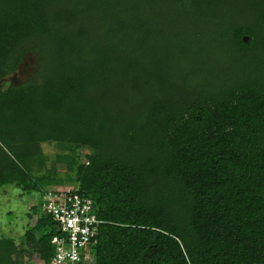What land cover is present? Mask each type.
Listing matches in <instances>:
<instances>
[{
  "label": "trees",
  "instance_id": "obj_1",
  "mask_svg": "<svg viewBox=\"0 0 264 264\" xmlns=\"http://www.w3.org/2000/svg\"><path fill=\"white\" fill-rule=\"evenodd\" d=\"M181 19L214 42L179 43ZM28 55L0 88V188L42 197L55 143L104 222L90 264H264V0H0V81ZM30 209L0 264L53 258Z\"/></svg>",
  "mask_w": 264,
  "mask_h": 264
},
{
  "label": "rangeland",
  "instance_id": "obj_2",
  "mask_svg": "<svg viewBox=\"0 0 264 264\" xmlns=\"http://www.w3.org/2000/svg\"><path fill=\"white\" fill-rule=\"evenodd\" d=\"M213 23L214 21H212L211 24ZM172 24H174V39L178 40L179 43L182 40H187L190 44L192 43V46H200L201 44H210V41L213 43L216 38V35L213 36L216 28L211 26V24H206L203 19H201L200 22L181 19L180 22ZM198 48L203 49V47ZM33 74L34 59L31 55H28L17 71L0 81V88L2 90L8 89L26 79H30ZM41 151L44 162L41 167H35L32 171L34 177L38 176L42 180L45 179L41 186L44 189L73 186L77 188L78 184L75 181L77 163L72 164L71 162V164L68 165L63 160L59 159V156L67 153L66 149L55 143H44L42 144ZM86 153H88L87 149L77 151L80 162L86 160L84 159ZM50 172H52V175H50ZM48 179L54 180L57 185H45ZM30 196H32V198ZM30 196L21 195V190L17 187L7 186L0 188V236H9L18 240L24 234L26 227L36 223L35 213H32L34 215H32L30 219L26 214L31 210L30 208L32 206H36L42 197L39 196V192H33ZM9 212H12V214L7 215ZM39 263L40 261L38 259H34L29 262L27 261L26 264Z\"/></svg>",
  "mask_w": 264,
  "mask_h": 264
},
{
  "label": "built area",
  "instance_id": "obj_3",
  "mask_svg": "<svg viewBox=\"0 0 264 264\" xmlns=\"http://www.w3.org/2000/svg\"><path fill=\"white\" fill-rule=\"evenodd\" d=\"M41 210L56 223L57 234L51 239L53 258L39 264L92 263L90 249L104 223L96 215L93 200L72 187H54L43 191Z\"/></svg>",
  "mask_w": 264,
  "mask_h": 264
},
{
  "label": "water",
  "instance_id": "obj_4",
  "mask_svg": "<svg viewBox=\"0 0 264 264\" xmlns=\"http://www.w3.org/2000/svg\"><path fill=\"white\" fill-rule=\"evenodd\" d=\"M243 41H244V42H247V41H248V37H244V38H243Z\"/></svg>",
  "mask_w": 264,
  "mask_h": 264
}]
</instances>
